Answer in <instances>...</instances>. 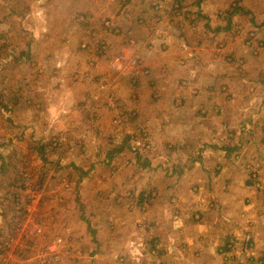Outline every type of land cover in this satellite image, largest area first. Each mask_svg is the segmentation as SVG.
<instances>
[{"label":"rangeland","instance_id":"rangeland-1","mask_svg":"<svg viewBox=\"0 0 264 264\" xmlns=\"http://www.w3.org/2000/svg\"><path fill=\"white\" fill-rule=\"evenodd\" d=\"M257 18L264 0H0V264H170L156 227L145 229L160 221L145 213L159 191L191 174L198 183L184 189L205 198L193 162L208 173L211 147L248 141L264 161ZM164 79L182 92L153 102ZM261 164L245 169L264 192ZM177 199L172 215L194 212ZM254 225L246 219L238 242L249 232L252 246L223 252L225 264H264Z\"/></svg>","mask_w":264,"mask_h":264},{"label":"crops","instance_id":"crops-1","mask_svg":"<svg viewBox=\"0 0 264 264\" xmlns=\"http://www.w3.org/2000/svg\"><path fill=\"white\" fill-rule=\"evenodd\" d=\"M256 25H259V27H256ZM263 26V18H257V23L253 29L257 31L256 29H260ZM186 51L187 57H185V55L184 57L188 59L191 57V54L189 50ZM241 51L243 52L234 49L231 55H233V57L235 55V57L238 58H241L243 55L249 56L248 51L245 52L244 49H241ZM182 82L184 83L183 80ZM161 83L162 80L155 82L153 85L155 88L153 91V102L163 101L162 95L169 98L174 96L175 92H182V87H179V90L176 91L177 86L181 85L180 81L178 84L176 83L173 88H171L170 85V89L167 80L164 79V84ZM260 101L263 102L264 100ZM182 102L183 100L181 103ZM219 104L220 106L217 111L219 114L221 113V116H224L225 112L223 110L230 105V102L223 100ZM174 106L173 108L179 110V104L177 102H174ZM202 115H204V113ZM220 115L218 118H221ZM155 117L159 119L163 118L162 114H157ZM225 117L229 118V114L226 113ZM229 132H231V126L225 134L229 135ZM211 140L213 139L206 141L212 143L216 142L215 139L213 141ZM247 142H243L242 144L239 143V146L233 144L232 147L235 148L233 151H228L227 147L224 148V150L219 147L222 154L220 152L212 153V147L208 148L211 146L209 143L203 145L199 144V147H196V149H199V153L205 150V148H208L205 153L214 155L213 158L206 155L207 157L203 160L204 169L207 170L208 173L203 170L201 166L202 162L199 163L200 159L195 158L193 162V164L195 163L194 167H198L201 171L198 176L201 177L200 181L203 183L207 182L206 188L203 190L205 198H201L197 202L192 201V198L196 199V196L193 195L196 187L192 188L194 185H191V187L189 186L191 189L186 190L184 188L186 187V183L195 184L198 182H196V179L192 178L191 174L184 175L174 181L173 184L178 183V185H175L171 189L169 196L167 192L159 191L158 200L162 201L156 203L154 211L153 209H148L145 212H155L159 216L160 221L155 218H153L154 222H151L152 219H150V221L145 220V229L149 232L150 229L155 230L154 227H156L157 232L155 235H158L156 240L162 243V247H164L165 250L164 253L170 256V264H225V262H223V258H225L223 252H229L230 247H228V245L234 243L233 241H241L239 238L241 237L246 219L248 218H251L255 222L252 228L254 241L253 251L258 257L264 256V208L262 205L264 192L256 191L255 186L250 182L252 180L249 178L250 173L245 169L247 161L250 163L252 162L254 165L257 163L255 166H259L260 168L262 165L261 163L264 161L260 158L261 156H259V150L255 148L254 145L251 146ZM212 146L218 149L217 145L212 144ZM262 147H264V145L261 146V148ZM236 150H238L237 160H233L234 162L232 163L229 161L231 159L230 156ZM188 156H190V151ZM239 156L242 157V160ZM186 161L188 160L179 158V160L176 161L179 163L175 165L180 166ZM207 167H213L215 170V173H211L209 178L206 177L210 174V170H208ZM193 171L198 173L197 168ZM247 197L252 198L250 201L252 203L250 205L243 201L244 198ZM177 198L189 201L188 204L182 203V205L193 206L194 212L189 214L186 211L187 209H184L181 211L177 210V214L172 215V212L175 211V207L178 204L173 206L174 203H170L169 200H176L175 203H177ZM208 201H212L210 205L206 204ZM169 220L171 221L168 222ZM112 238L116 240L117 236L114 235ZM236 249H234V251Z\"/></svg>","mask_w":264,"mask_h":264},{"label":"built area","instance_id":"built-area-1","mask_svg":"<svg viewBox=\"0 0 264 264\" xmlns=\"http://www.w3.org/2000/svg\"><path fill=\"white\" fill-rule=\"evenodd\" d=\"M245 239H244V243H243V245H242V247H239V244H238V242L237 241H233L234 243H232V244H230V254H232V253H236L237 254V252H236V250L234 251V249H236V248H240L241 249V251L243 252V251H247V248H249V246L251 247L252 246V244H251V234L248 232L247 234H245Z\"/></svg>","mask_w":264,"mask_h":264},{"label":"trees","instance_id":"trees-1","mask_svg":"<svg viewBox=\"0 0 264 264\" xmlns=\"http://www.w3.org/2000/svg\"><path fill=\"white\" fill-rule=\"evenodd\" d=\"M20 101V99H19V96H15V98H14V102L15 103H17V102H19ZM237 146V145H236ZM45 147V144H42L41 146H40V148H41V152H44V148ZM233 149H235V148H233ZM233 149H231L230 151H232ZM43 154V153H42Z\"/></svg>","mask_w":264,"mask_h":264}]
</instances>
